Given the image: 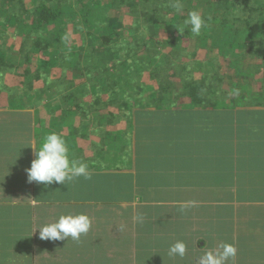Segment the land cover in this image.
<instances>
[{
	"label": "crops",
	"instance_id": "obj_1",
	"mask_svg": "<svg viewBox=\"0 0 264 264\" xmlns=\"http://www.w3.org/2000/svg\"><path fill=\"white\" fill-rule=\"evenodd\" d=\"M49 77L73 81L69 70H53ZM80 82L75 80L77 85ZM63 98L26 109L32 113L30 128L22 136L27 137L23 146L28 154L21 153L23 138L16 132L0 134V264H264L263 103L227 100L204 107L182 99L151 108L159 119L176 120L178 113L180 119L191 113L194 117L198 112L201 118H215L219 125L227 123L228 113L236 114L227 137L226 130L219 134L218 140L225 145L202 148L207 142L203 141L202 147L198 143L186 153L190 159L178 157L170 163L171 175L182 167L198 176L178 181L173 176L163 179L168 166L162 157L168 154L165 150L154 153L159 158L149 167L128 164L132 146L127 142L124 147L115 134L120 129L130 134L132 113L138 111L135 105L131 115L128 112L127 126L117 129L108 111L101 119L95 114L87 117L82 105V110L71 107L74 113L65 118L69 110H64ZM0 111L18 110L3 105ZM0 117L13 125L18 120L17 115ZM213 124L204 125L199 133H206ZM52 135L57 144L50 149ZM175 149L180 151L179 146ZM204 172L211 173V178ZM129 174L132 186L122 182ZM141 176L147 189L139 187ZM201 185L220 187L225 195H187ZM163 186L176 188L177 194L153 200L145 195ZM239 188H252V195L237 196L239 191L234 190ZM155 204H173L177 212H154ZM227 204L235 209L229 219L234 228L230 234L217 226L225 211H211L214 205ZM181 207L193 211L181 214ZM228 247L237 250L233 262L225 260ZM146 250L153 251L151 260ZM120 252H134V260L125 261ZM143 254L149 262L142 260Z\"/></svg>",
	"mask_w": 264,
	"mask_h": 264
},
{
	"label": "trees",
	"instance_id": "obj_2",
	"mask_svg": "<svg viewBox=\"0 0 264 264\" xmlns=\"http://www.w3.org/2000/svg\"><path fill=\"white\" fill-rule=\"evenodd\" d=\"M32 1L33 7L30 8L25 5L26 0H0V33H4L0 34V39H5V43H0V100L5 103H0V106H14L18 110L8 114L0 111V116H18L14 125L3 123L0 117V134L16 132L21 140L23 138L22 145L27 140V137L22 136L30 128L32 119V113L26 109L43 103L34 98L40 95L43 84L50 85L48 79L54 67L73 69V81L89 74L87 81L91 85H88L89 90L86 92L91 93L93 101L86 102L88 108L84 114L87 117L95 114L99 119L104 118L106 109L113 105L127 107L131 115V107L135 103L140 105L141 109L132 113L130 134L127 130L120 129L115 135L117 141L125 142L124 147L127 142L132 146L128 164L138 163L140 168L149 167L159 158L154 153L165 150L168 154L162 157L168 166L163 172V179H171L173 176L181 181L198 177L182 167L171 175L169 165L176 162L178 157L182 161L190 159L191 156L186 153L198 146V143L202 147L203 141L207 142L202 148L225 145V142L218 140L219 134L226 130L227 137L232 131V124L236 122V114L228 113L225 127L223 124L219 125L218 120L212 116L214 119L211 120H207L204 115L201 118L198 112H194V117L191 113V116L180 119L182 115L178 113L180 116L176 120L169 117L159 119L153 113L157 111L151 108H161L165 102L175 103L182 99H190L204 107L211 102L227 100L237 104H264V0H172L168 7L177 9L168 20L157 16V9L154 8L153 15L146 19L145 26L138 5L147 4L150 0ZM117 1L128 2L133 21L121 23L109 16L108 8ZM166 1L168 0H162V3ZM182 2L195 3L199 10L181 11L178 8ZM152 25L161 32L168 30L170 37L159 38L151 34V38H156V45L149 44L142 33ZM69 26L80 34L81 42H71ZM122 30L126 31V36H123ZM133 30L136 32L134 35ZM7 35L21 39V42L18 46L9 45ZM186 40L189 46L185 44ZM166 47L170 50L167 51ZM189 50L192 51L190 58L185 53H189ZM84 59H87L86 63ZM175 60H179L182 66H175ZM221 60L225 62L229 73H222ZM22 67L25 69L19 72ZM7 71L17 72L23 77L22 80H16L17 90L3 81ZM147 71L152 82L142 79ZM57 79L61 80V77ZM227 82L229 87L225 86ZM69 83L71 85L68 87L72 86L74 90L70 92L71 95L62 93L63 97L85 100L81 91L87 82L81 85L75 83L74 86L70 80ZM68 87L63 86L66 91L71 88ZM49 89L52 93L46 94L49 97L43 101L52 102L53 96L60 94L53 85ZM96 104L99 108L94 111L92 106ZM92 120L96 121V118ZM211 123L215 124L201 135L199 130ZM212 137H217V140H212ZM22 145V152L28 154L29 149ZM176 146H179L181 152L176 151ZM127 157L126 152L125 158ZM204 173L205 177L211 178V173ZM122 182L133 185L130 174ZM142 182L143 176L139 178V187L147 189ZM217 188L210 186L204 189V185H201L195 189L197 192L187 195L190 198L203 195L207 198L224 196L222 188ZM237 190V196L242 197L245 193L247 198L252 195L253 189L239 188L234 191ZM149 191L145 195L153 200L160 196H174L177 189L163 186ZM155 205L154 212H177L173 204ZM188 207H181V214L193 211ZM221 210L225 212L220 214L217 226L230 234L234 229L231 224L234 206L227 204L211 207L213 214ZM141 240L143 243L145 238L142 237ZM236 252L232 247L226 248L225 260L233 262ZM120 254L125 261L134 260V252ZM146 254L151 260V252L146 250ZM142 256V260H148L144 254Z\"/></svg>",
	"mask_w": 264,
	"mask_h": 264
},
{
	"label": "rangeland",
	"instance_id": "obj_3",
	"mask_svg": "<svg viewBox=\"0 0 264 264\" xmlns=\"http://www.w3.org/2000/svg\"><path fill=\"white\" fill-rule=\"evenodd\" d=\"M214 1L215 0H210V2H214ZM171 3H172V0H170V2L168 0V1L164 2V3H162V0H150L147 4L146 3H141V5H138V10L140 12H142V15H143L144 26L146 24V19L152 17V15H153V9L154 8L157 9V16L161 17L162 19L168 20L169 17L175 11V9H177V8H173V9L172 8H169L168 7V4H171ZM25 5H27V7H30L31 8V6L33 7V1L32 0H26V4ZM178 9L181 10V11H187V12H193V11H198L199 10V8L196 6L195 3H186V2L180 3ZM183 13H185V12H183ZM108 14L112 18L118 19V21L121 22V23H128L129 21H133V17L131 15V11H130V8H129V5H128V2L127 1H125V2L117 1V3L115 5L110 6L108 8ZM68 30H69V32L71 34V39L70 40H71L72 43H74V42H81V36H80V34L75 33L74 29L71 26H69V29ZM118 31H120V29ZM122 31H123V36H126L127 35L126 34V31L125 30H122ZM135 33L136 32L134 31L133 35ZM3 34L4 33H2L1 35H3ZM142 34L145 37V39H147V41H148L149 44L152 43L154 45H156V43L154 41L156 38H151V34L157 35V36H159V38L170 37V33H169L168 30L167 31L164 30V32H161L160 29L159 30L155 29V26L154 25H152L151 28L149 27L147 29H144V31H143ZM6 37H8V42L7 43L9 45L16 44L18 46V44L21 42V39H18L16 37L11 36V35H7ZM4 40L5 39H2L1 38L0 39V43L1 44L2 43H5ZM185 44L187 46H189L187 40L185 41ZM166 50L169 51L170 49L166 47ZM191 52H192L191 50H189V53L185 52L186 55H187L186 57H188V54H189V58H190V56H191L190 53ZM39 55H41V54H39ZM84 61L86 63L87 62V59H84ZM84 61H83V65H84ZM220 63L222 65L221 66L222 73L223 74L224 73H227L228 71L226 70L227 69V66L225 67V62L223 60H221ZM175 66H180L181 67L182 64L179 63V60H175ZM24 69H25V67H22L19 70V72H22ZM53 70H55V71H59V70L66 71V70H69L70 72L72 71V73H74L73 72V69L68 68V67H62V68H60V67H54L52 69V71ZM52 71H51V73H52ZM83 73H85V72H83ZM149 74L150 73H148V71H147V73L142 77L143 81L152 82L149 79ZM88 75L89 74L86 73L85 76L83 78H81V82L79 84V85H81V83L87 82V84L83 87V89L81 91V93L83 94L85 100L83 98L78 99L76 97H75V99H72L71 96L70 97L65 96L63 98V100L67 102V105L64 107V110L65 109H68L69 110V111L66 112V114L64 116L65 118L68 117L70 114L74 113L73 110H70L71 107L77 106V109L78 110H82V108H81V105H82L85 108L84 109V113H85L87 111V108H88V107H86L87 106V103H91L93 101L92 96H90L91 93L89 91L86 92V90H89V86L88 85H91L90 82L87 81ZM17 79L22 80L23 77L20 76L17 72L7 71V73L5 74V80H3V81L5 83H7V84H10L15 90H17V87H16V80ZM64 81L65 82H63L61 80H58V79H56L54 77H50L48 79V82L50 83L49 86H52L53 85V86H55L56 90L60 91V94L59 95H54L53 96V99H52L53 101H59V100H61L62 93H68L69 94L70 92H73L74 89H72V86H69L71 88L68 87V85H71V83L68 84L67 83L68 80L67 81L64 80ZM71 82H72V85L73 86L76 85L75 84V81H71ZM153 82H155V81H153ZM228 82H227V84H225V86H227V87H229V83ZM59 83L61 85H63V86H67L69 88V91H66L63 88V86H60L59 85ZM49 86H48L47 83L45 85L43 84V86L40 87V89H43V90L40 91V95H38V97H36L34 99H40V100H42L43 104L47 103L48 100H46V101H43V100H45V98L49 97L46 94H49L50 95L52 93L51 90L49 89ZM70 95H71V93H70ZM78 95H79V93H78ZM0 102H1V100H0ZM133 103H135V102H133ZM135 104L136 105L134 107L132 106L134 109H138V110L141 109V107H140V105L138 103H135ZM46 108L49 111V107L47 106ZM94 108L95 109H98L99 108V105H97V104L94 105ZM38 109H41L42 110L44 108L43 107L42 108L39 107ZM107 111L110 113L109 114L110 121L111 122H115L114 124L117 127V129H119V127L124 128L123 127L124 125H125V127L127 126L126 121H128V117H129L128 116V112L129 111L127 110V107L125 108L123 106L113 105V107L109 106L106 109V112ZM113 116H116V117H113ZM88 117H91V116H88ZM87 121H88V119H85V122H87ZM44 136H48V134L44 132ZM55 138H56V135H52L50 138H48V139H50L51 144H52L51 147H50V149H52V147H54L57 144V140H55ZM21 152H22V150H21ZM25 152H26V150H25ZM20 185H21V183H20ZM151 254H152V256H154V253H153L152 250H151Z\"/></svg>",
	"mask_w": 264,
	"mask_h": 264
}]
</instances>
